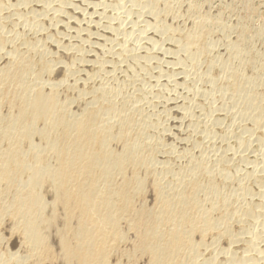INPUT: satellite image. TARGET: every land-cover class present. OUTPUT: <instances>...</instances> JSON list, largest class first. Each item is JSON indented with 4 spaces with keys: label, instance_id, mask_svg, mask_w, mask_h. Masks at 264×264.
<instances>
[{
    "label": "bare ground",
    "instance_id": "obj_1",
    "mask_svg": "<svg viewBox=\"0 0 264 264\" xmlns=\"http://www.w3.org/2000/svg\"><path fill=\"white\" fill-rule=\"evenodd\" d=\"M49 1L0 0V264H122L125 257V262L142 259L141 261H145L143 264H264V191L261 189L264 180L257 177V173L254 175L256 166L247 162L245 154L241 153L247 168L252 166L254 170L250 168L243 172V168L240 171L244 174H239L238 166L235 168V159L227 155L236 144L234 137L232 142L235 144H232L231 149L227 148L229 143L228 146L225 145L229 151L223 148L226 151L220 153L222 147H218L219 152L208 155L202 142L203 134L201 143L196 142L198 139L194 141L196 136L193 137L192 132L198 131L200 128H197L202 123L189 119L190 122L186 120L188 124L185 126L175 127L176 131H167L169 125H166L172 120V115L177 118L174 114L182 113L180 106L185 103L179 106L177 101H182L183 98L178 96L179 100H167L166 95H171L172 92H169L174 84L172 82L169 91L164 94L162 90L165 87L168 90L169 87L163 85L170 80L166 79V75L163 88L161 84H157L162 88L160 91L156 89V83V88L152 85L154 88L151 86V90L146 89L150 88L146 87L147 82L144 86L139 85L141 80L153 75L150 70L152 63L150 68L148 63L155 55V59L159 58V41L168 35V38L165 37L166 44L170 42L177 50L173 48L175 54L171 50L172 54L164 52L165 55H171L169 62L163 58L164 63L168 66L171 64L172 69L177 63L182 74L189 73L190 68L206 64L205 71L201 72V75L204 73L203 77L196 71L195 73L201 79L211 81L213 85L209 87L216 90L220 96L218 98L230 99L231 105L240 107L241 104V117H244L243 121L246 118L245 122L248 120L251 123L253 131L250 128L246 131L247 127L244 130L243 123L240 128L243 127L249 134L260 131V139L264 141V41L260 44L264 37V19L251 5L254 0H240L246 12L244 16L237 17V20L240 17L237 23L232 21L236 23L234 25L226 22L230 17L224 20V10L212 11V0H138L142 1L138 2L142 4L140 8L143 11L140 9V12H145L146 15L143 16L148 18L142 24L147 26L144 27L146 31L149 29L148 33L152 29L157 36H151L155 37L152 41L147 36L152 48L148 46L150 50H144L147 53L141 52V44L137 46V51V47H128L136 40L128 46L123 44L124 40L120 36L121 44H115L119 48L115 53L108 48L113 43L111 46L104 45L107 41L110 44L109 40L117 37L122 28L114 26L113 23L118 20L115 21L114 16H110L112 10L119 5H115L116 0L113 4L115 7L112 6L114 9L110 8V13L106 14L112 20L101 13L104 11L102 6L96 7L103 4L107 9L109 4L107 6L106 3L109 1L53 0L56 3L54 6V3L49 5ZM111 2L110 5L113 3ZM129 2L123 4L128 7L131 3L136 4L135 0ZM121 6L122 4L118 9ZM132 8H126L127 12L124 13L129 10L133 13ZM227 8L230 9L231 6ZM87 11L93 16L90 22L87 19L91 14L87 13L89 16L85 18ZM121 12L123 13V8ZM140 12L137 14L139 18ZM100 13L105 15L106 22L110 21L105 25L101 16L104 26H99L104 30L95 24H101V20L98 19V22L96 17ZM117 14L119 21L127 16L126 14L121 18ZM130 16L128 14L129 18ZM81 19H86L89 23L85 22L89 25H85ZM128 20L129 24L131 20ZM122 22L123 26L125 22ZM25 25L27 26L24 27ZM137 26L135 29L141 30ZM124 27L128 28L127 24ZM146 31L137 34L141 38ZM133 32L132 36L136 39V33ZM128 33L126 31L122 35L129 36ZM99 38H104V41ZM129 40L125 42L130 43ZM142 40L146 41L145 38ZM82 42L88 47L84 48ZM216 43L220 44V48H216ZM144 45L143 49H146L147 45L145 48ZM116 46L112 47L113 50ZM162 49L160 51L163 52ZM152 50H157V53L150 55ZM110 51L114 57L107 59L109 57L105 56ZM119 72L126 74L125 79L118 77ZM142 72L149 76H141ZM158 72L160 70L156 74ZM180 72L167 74L174 81L181 76ZM213 72L218 73L216 78L212 77ZM158 78L156 81H160L161 76ZM127 82L135 86L133 91H126L125 87L122 89L125 84L128 86ZM138 82L140 83L137 84ZM174 83L181 85L178 81ZM175 86L172 87L173 92L177 89ZM185 86H181L182 89H187ZM189 90L190 87L187 94ZM200 94L204 96L202 92ZM197 95L198 93L196 97ZM214 99L210 97L209 103L211 100L214 102ZM225 100L223 105L228 102ZM228 108L220 109H224L222 114L217 110L224 115ZM158 109L165 110L164 114L159 112V118L160 113L162 116L166 114V117H162L164 120L160 119L162 122L156 119L157 112L160 111ZM211 114L214 115L212 111ZM211 114H207L208 117ZM190 117V114L184 115L185 119ZM241 117L239 119L242 120ZM212 118L214 120L216 117ZM175 120L173 121L176 123ZM215 120L217 125L209 122L219 126V121ZM180 121H185L183 116ZM236 121L239 122L238 118ZM172 123L170 127L177 124ZM205 128H211V125ZM204 130L199 131L201 133ZM233 131L229 133L234 135ZM214 133L213 138L220 134H216L217 130ZM238 137L241 143L243 136ZM221 138L226 137L223 138L222 135ZM253 138L257 140L255 136ZM248 140L249 138L247 143ZM262 143L264 142L259 145ZM243 146L245 148L246 145ZM210 147L212 145L209 149ZM248 152L247 157L250 155ZM232 154H236L235 150ZM258 154L262 156L261 153ZM249 160L252 162L251 157ZM262 160L258 159L259 162ZM262 168L264 171V167ZM256 170L259 171L258 168ZM263 171L261 170L262 173ZM255 176L254 180L261 183L258 184L263 192L260 202H254L256 205L249 198L252 188L249 189L244 184L246 179L250 180ZM256 190L255 193H258ZM256 196L257 194L255 198L259 194ZM234 226H237L235 230ZM258 227L262 229L258 230ZM221 239L228 240V247L225 249L219 245ZM238 242L244 243L240 253L233 249L234 245L238 249ZM127 247L131 248V254L129 249L128 252L123 249ZM14 248H17L16 251H13ZM220 251L228 256L223 257L225 260L219 257L223 255ZM127 256L130 257L129 260Z\"/></svg>",
    "mask_w": 264,
    "mask_h": 264
},
{
    "label": "rangeland",
    "instance_id": "obj_2",
    "mask_svg": "<svg viewBox=\"0 0 264 264\" xmlns=\"http://www.w3.org/2000/svg\"><path fill=\"white\" fill-rule=\"evenodd\" d=\"M47 1H49V0H47ZM52 1H53V0H50V1H49V5L53 4L55 0H54L53 2H52ZM56 1H57V0H56ZM56 1H55V2H56ZM105 1H106V2H107V1L111 2V0H105ZM122 1H124V0H121V1L116 0V4H115V3H114L115 0H114V1L112 0L113 3L111 2V3H112L111 5H110L109 2L106 3L107 6H108V4H109V6H108V8H107L108 10L106 9L105 5H103V4L100 5V7L96 5L97 8H101V6H102L101 9L104 10V11H106V12L101 11V13H104V14L106 15V14H109V13H110L111 9H114L113 7H115V6H113V4H115V5L119 4V5L116 6L117 9H116V7H115V9L112 10V12L110 13V16H114V19H113V20H115V21H117V20L119 21V17H118V16L116 17V14H117V13L120 15L121 18L127 14V16L123 17L122 20L120 19L119 22H118V21H117V22L114 21L115 23L112 22L114 26H115V25L118 26L117 28L122 27V28H121L122 30L119 29V30H120V33H118V35H117L118 38H117V37H114V38H116L115 41H116V40H117V41L115 42V41L113 40V39H114V38H113L112 40H109V43H110V44H108V41H107L105 44L102 43V42H101V43L104 44V45H106V46H111V44L113 43V44H112L113 46L108 47V48H109V50H111L112 52H114V51H116V50L119 49V48H117L118 46H116V45L118 44L119 41L121 42V40H124V41H123V44H125V45L128 46V44L130 45V44L133 42V40H136L135 42L132 43L133 45L131 44L133 47H132L131 45L128 46V47L134 49V48H136L138 45L141 44V45H142V46L140 45V46L142 47L141 52L144 51V50H146V51H147V50H150L149 47H148V46H150V43L147 41V39H148V37H150V39H151V41H152V40L155 39V37H157V36H156V33H155V32H152V31H153L152 29L150 30L151 32L148 33L147 31H148L149 29L146 31L145 27H147V26H146V25H143L144 22H145V21H148V20H145V19L147 18V17L145 16L146 14H145V12L142 13L143 10H142V8H140L142 4H141V5L138 4V2H139V3H142V1L135 0V1H136L135 3L138 4V5L135 6V7H134V6H131V5H136V4H132V3H131V4L129 5V7H128L127 4H123V3H125V2L129 4V3H130L129 1L132 2L133 0H128V2H127V0L124 1V2H122ZM213 1H214V0H212V1L210 2V5H211L210 7L212 8V11L217 12V11L220 9L221 12H222V11L224 10V11L222 12V13H223V16H224V14H225V16H224V20L226 21V20H228V19H225V18H227V17L229 18V17H230L229 20L226 21V22H229L230 24L232 23V21L237 23V21L240 20V17L244 16V14H245L244 12H246V8H244L245 6L240 2V0H232V1H231V0H230V1H229V0H228V1H227V0H223V1L215 0L214 2H213ZM236 1H237V2H236ZM45 2H46V0H45ZM50 2H52V3H50ZM118 2H119V3H118ZM223 2H224V4H225V2H226L227 6H226V4H225V7H224ZM228 2H229V3L231 2V3L229 4ZM233 2H234V4H233ZM252 2H253V4H251V5H252L257 11H259L261 17L264 19V4H262V3H264V0H263V1H262V0H261V1H260V0H254V1H252ZM47 3H48V2H47ZM133 3H134V2H133ZM211 3H212V4H211ZM215 3H216V4H215ZM218 3H219V4H218ZM239 3H240V4H239ZM55 4H56V3H54L53 6H54ZM120 4H122L121 7L123 8V13L121 12V11H122V8H121V7H119V9H118V6H120ZM213 4H214V5H213ZM124 5H125V6H124ZM221 5H222V6H221ZM232 5H233V7H232ZM258 5H259V6H258ZM112 6H113V7H112ZM213 6H214V7H213ZM230 6H231L230 9L227 8V7H230ZM103 7H105V9H103ZM125 7H126V8H129V9H131V7H133L132 9H133L135 12L133 11V13H132V10L130 11V10L128 9L130 12L128 11V13L125 14L124 12H125V11L127 12V10H126ZM136 7H137V8H136ZM216 7H218V8H216ZM234 7H235V8H234ZM110 8H111V9H110ZM120 8H121V9H120ZM124 8H125V9H124ZM222 8H223V9H222ZM233 8H234V9H233ZM101 9H99V10H101ZM109 9H110V10H109ZM140 9L142 10L141 12H140ZM213 9H214V10H213ZM215 9H216V10H215ZM226 9H229V10L226 11ZM232 9L234 10V12H233ZM11 10H13V9L11 8L10 11H11ZM117 10H119V12H118ZM120 10H121V11H120ZM220 10H219V11H220ZM243 10H244V11H243ZM79 11H80V10H79ZM115 11H117V12H115ZM230 11L232 12V15H233V16L230 14V13H231ZM235 11H236V12L238 11V13H240V12H241V13L238 14V13H236ZM242 11H243V12H242ZM11 12H12V11H11ZM11 12H10V13H11ZM120 12H121V13H120ZM136 12H137V13H136ZM139 12H140V18H139L138 15H137V14H139ZM87 13L89 14V11H87V12L85 13V16H86L85 18H87V17L91 14V16H89L91 19H90V18L87 19V20H89V22H90V21L92 20V17H93V16H92V13H90L89 15H87ZM101 13H100V15H96V17H97V21L100 22V20H101V22H100L101 24H99V23H95V22H94V23H95L96 25H98V26L101 25V26L103 27V26H104V24H103L104 21H105V25H107V24L110 22L109 20H110V19L112 20V17H109V15H108V16L106 15V17H108V19H109V20L106 22L107 19H106L105 15L103 16ZM259 13H258V15H259ZM118 14H117V15H118ZM122 14H123V15H122ZM128 14H131L132 17L130 16V18H129V17H128ZM133 14H135L136 16L134 17ZM141 14H142V16H141ZM143 14H145V15L143 16ZM229 14H230V15H229ZM234 14H235V15L237 14V16H235ZM242 14H243V15H242ZM226 15H229V16H226ZM260 15H259V16H260ZM101 16H103L102 19H103L104 21H102ZM238 16H240V17H239L238 20H237V17H238ZM104 17H105V18H104ZM127 17H128V18H127ZM137 17H138V18H137ZM142 17H143V19H141ZM124 18H125V20H124ZM132 18H133L135 21H134ZM258 18H259V17H258ZM98 19H100V20H98ZM126 19H127V20L129 19L128 21L131 20L130 23H132V24H130V23L128 24V22H127ZM139 19H141V20L143 21V22H142V21L140 20V21H141V24L143 23V24H142L143 27L141 26ZM147 19H148V18H147ZM231 19H232V20H231ZM235 19H236V20H235ZM81 20H83V19H81ZM85 20H86V19L83 20L84 22L82 21L84 24H85L86 22H88L87 20H86V22H85ZM136 20H137V21H136ZM122 21H123V22H122ZM132 21H134V22H136V23H134V22H132ZM89 22H88V23H89ZM120 22H122V24H123L124 22H125V23L127 22L126 24H127L128 28H127V27H126V28L124 27V26L126 25L125 23H124V25L122 26ZM138 22H139V23H138ZM88 23H86L85 25H89ZM145 23H146V22H145ZM236 23H232V24L234 25V24H236ZM102 24H103V25H102ZM117 24H119V25H117ZM133 24H135L134 27H133ZM138 24H140V26H139ZM91 25H94V24H91ZM129 25H131V26H129ZM137 25H138L139 27H138ZM26 26H27V25H25L24 27H26ZM119 26H120V27H119ZM135 26H137V29H138V30H139V29H141V30L137 31V30L135 29V28H136ZM144 26H145V27H144ZM99 27H100V26H99ZM99 27L97 28L98 30H100ZM102 27H100V28L104 30V28H102ZM123 27H124V29H123ZM132 28H133V29H132ZM142 28H144L145 30H144V29L142 30ZM131 29H132V30H131ZM123 30L125 31V33H126V31H128V32H129L128 35H129L130 37H129V36H124V35H122V34H125V33H123V32H124ZM130 30H131V31H130ZM133 30L136 31V32H133ZM100 31H102V30H100ZM140 31H142V32H143V31H144V32L146 31V33H145V34H146V37H144V36H145V34H144V36L141 35V38H140V35L137 34L138 32L140 33ZM71 32H73V30H71ZM131 32H133V34L136 33V34L134 35V36H136V39H135V37L132 36V33H131ZM147 33H148V34H147ZM153 33H154L155 35H154ZM140 34H141V33H140ZM126 35H127V34H126ZM138 35H139V36H138ZM148 35H149V36H148ZM119 36H120L121 40H119V39H120ZM121 36H122V37H121ZM147 36H148V37H147ZM151 36H155V37H151ZM123 37H124V39H123ZM125 37H129V38H128V39H127V38L125 39ZM132 37H133L134 39H133ZM137 37H139V39H138ZM165 37L168 38V35L163 37V38H164V41L167 40ZM131 38H132V39H131ZM144 38L146 39V41H145V40H142V41H144V42H142L141 39H144ZM152 38H153V39H152ZM163 38H162V39H163ZM99 39H101L102 41H104V38H99ZM129 39H130V40H129ZM156 39H157V38H156ZM162 39H160L161 41H159L160 44H161L162 42H164ZM261 39H262V40H261ZM261 39H260V40H261L260 44L262 45V43H263V41H264V37L261 38ZM125 40H129L130 43H129V42H125ZM260 40H259V41H260ZM105 41H106V40H105ZM137 41H138V44H137ZM140 41H141V42H140ZM15 42H17V41H15ZM120 42H119V43H120ZM124 42H125V43H124ZM139 42H140V43H139ZM147 42H148V44H146ZM126 43H127V44H126ZM159 43H158V44H159ZM167 43H168V42H167ZM86 44H87V43H86ZM115 44H116V45H115ZM120 44H121V43H120ZM134 44H135V45H134ZM144 44H145V45H144ZM158 44H157V45H158ZM160 44H159V46H158V47H160V48H159V49L156 48V49L159 51V53L156 52L157 50H156L155 52H154V50H152V51L149 52L150 55H152V54L154 55V54L157 53V54H158L157 56H158L159 58L162 57V58H160V59L157 58V59H158V60H157V59H155V58H156V57H155L156 55H155L154 58H152L153 60L151 59V61L148 63V67H149V65H150L151 63H152V64H151V65H152V68L154 67L153 70H152V68L149 67L150 70H151V72L153 73V75H155V76H154V79H153V75H152V74H151V78H150V77H148L149 75L147 76V73H146V75H145V73L142 72L141 76H143V77H144V76L148 77V78L145 77L148 81H145L146 79H143V77L140 76L143 80H141V78H140V80H141V84H139L140 82H138L137 84H139V85H142V84H143V86H144V85H146V82H147L146 87H150V88H149V89L146 88V87H145V88H146L147 90H151V86H152V85L154 86L155 83H156V85L159 83V84H161V86H162L163 84L166 83L167 85L165 84V85H163V86H164V87H165V86H168L169 88H168V90H166L167 87H165L166 89L164 88L162 91H164V94H167V92L169 91L170 87L172 86V82H173L174 85H173L172 87H174V86L176 85L175 88H177V89H175V88H174V89H175V91L177 90V91H176L177 93H176L175 91L173 92V91H172L173 89H172V87H171L169 93H171V92H172V93H171V95H169V94L166 95V96H167V100H168V98H172V99H177V100H179L178 97H179V98L181 97V98H183V99H186V100H183V99H182V101L180 100L181 102L176 100L177 102H179V104H178L177 102L175 103L176 105L178 104L179 106H180L181 103H185L183 106H182V104H181L182 107L180 106V108H182V111H181V109H180V111H181L182 113H179L180 115L183 116V121L185 120V121H184L185 123L182 122V121H180V117H181V119H182V116H180L179 114L177 115V114L175 113L174 115L177 116V118H178V117H179V118L177 119V118H175V117L172 115V117H171L172 120L169 122V124L166 125L167 127H168V125H169L167 131L169 132V129H171L172 131H173V130L176 131L177 129H175V127L177 128L178 125H179V126H183V125L185 126V124H188L187 122H188V121L190 122V120H191V121H196V122L202 123V124H200L201 126L199 125V127L197 128V130H198L199 128H200L201 130H204V129L207 130V129H208L210 132H212V134H211L208 130H207V131H208L209 133H208L207 131L205 132V130H204L203 132L201 131V133H200V131H199L200 129H199L198 131H192V132L194 133L193 137L196 136V137L194 138V141H196L195 139H198V140L200 139L199 141L197 140L196 142H201V141H202V138H203V140H204V141H202V142H203V145L205 146L206 150L208 151V155L210 154V156L213 155L212 152H214V153L219 152V151H220V150H219L220 147H222V148H220V149H221L220 153L223 152V150H225V149H223V148H226V146H228V143H229V147H227V148H230V147L232 146V144L234 143V141L232 142L233 137H234V139H235V141H236V144L234 143L235 146H234V144H233V146H234L235 149H234V148H233V149L230 148L232 151L230 150V152H228L229 154H227V155H229L231 158L235 159V161L237 162V163L235 162V165H236V166L234 165L235 168L238 166V167H237L238 169L236 168V169L238 170V172L240 171V169L243 170V168H244V170H243V172H244L245 170H248V169H250V168H251L250 170H254L253 167H252V166L254 165V167L256 166V168H255V172H254V175H255V173H257L256 176L259 177V178L262 177V179L264 180V176L261 175V174L264 175V173L261 172V170L263 171V168H262V167H264V164H263V161H264V158H263V156H264V155H263V154H264V151H263V150H264V145H263V144H264V143H262L261 145H259L261 142H264V141H262V139H260V138H262V133H261L260 131H257V130H256L257 133H256V132H253V133L250 132V134H251V135H250L249 132H246V131H249L248 128H250V131H253V126L251 125V123H250L248 120H247V122H245V121H246V118H245V121H243V120H244V117H241V116H243V115L241 114V112H242L241 110H243V109H242L243 106H241V104H240V107H241V109H240L239 105H236V104H235V105H231L230 103H232V102H230V99L225 98V99L229 102V103H228V102H226L225 99L218 98V97H220V96H219V94L216 92V90L213 91V90H212V89H213L212 86L209 87L210 85H213L212 83H210L211 81H210V80L208 81L207 78H206V81H208V84H209V85H208V84H206L207 82L205 81L204 78L201 79V77H203V75H204V73H203V75H201V72H202V71H203V72L205 71V69H206V66H205V65H206V64L204 65L205 67H204L203 65H202L203 67H202V66H199V68L202 67L201 69H199L198 67H197L198 69H197V68H190V69H188V70H190V71H189V73H187V74H189V75L191 76V78H193V79H191L189 75L187 76L186 72L183 73V74H184V75L186 74L187 77L184 76V75L182 74V72L179 71V70L182 71V69H181L179 66H177V63H176V64L173 63L175 66L172 65L173 68H174V67H175V68L177 67V69H175V68L172 69L171 64H169V66H168V64H167L166 62L164 63V60H165V61L168 60L167 62L170 61L169 58H170L171 55H170V54H169L170 56H169L168 54L165 55L164 52H166V53L170 52V53H171V51H172V53L175 54L174 52H175V50H177V49H176L177 47H175V45L171 46L170 42L168 43V44H170V45L166 44V41H165V43H164L165 46H164L163 43H162L161 46H160ZM217 44H218V45H217ZM82 45H83V47H84V46H85V47H88V45H87V46L85 45V42H84V43L82 42ZM143 45H144V48L146 47V45H147L148 48L146 47V49H143ZM166 45H167V46H166ZM263 45H264V43H263ZM114 46H116V47H115L114 50H113L112 47H114ZM127 46H125V47H127ZM162 46H163V49H164V50L161 48ZM168 46H169V48H168ZM219 46H220V44H219V43H216V48H217V47L220 48ZM85 47H84V48H85ZM138 47H139V46H138ZM138 47L135 49V51H137V50L139 49ZM141 47H140V48H141ZM166 47H167V50H168V51H167V50L165 51V48H166ZM110 48H111V49H110ZM150 48H151V46H150ZM173 48H174L175 50H174ZM151 49H152V48H151ZM160 49H162L163 52L160 51ZM170 50H171V51H170ZM111 51H110V53H108V56H107V54H106L105 57H109V58H107V59H110V58L112 59V58L114 57V56L111 55ZM146 51H144V52H142V53H147L148 51H147V52H146ZM114 53H115V52H114ZM114 53H112V54H114ZM151 53H152V54H151ZM161 53H162V54L164 53L163 56H164V55H165V56H164V57L161 56V55H162ZM172 53H171V54H172ZM160 54H161V55H160ZM109 55H110V56H109ZM111 56H112V57H111ZM167 56H168V57H167ZM210 57H211V56H210ZM212 57H213V56H212ZM163 58H164V60H163ZM154 59H155V60H154ZM152 61H153V62H152ZM172 61H176V60H171V62H172ZM154 62H158V63H160V64L162 63V65H163V63H164V65H165V64H167V65H165V66L163 65V66H162V65H160V64H158V63H154ZM171 62H170V63H171ZM153 63H154V64H153ZM158 66L163 67L164 69L161 70L162 68L159 69ZM155 67H158V69L160 70V72H158V74L160 73L159 75L156 74L157 71H159V70L156 69ZM165 67H166V68L168 67V68L165 69ZM178 67H179V68H178ZM170 68H171L172 70H171ZM204 68H205V69H204ZM191 69H192V70L194 69V71H192ZM195 69H196V70H195ZM202 69H204V70H202ZM154 70H155V71H154ZM156 70H157V71H156ZM165 70H167V72H164ZM170 70H171V71H170ZM175 70H176V71H175ZM177 70H178V71H177ZM198 70H199L200 72H199ZM153 71H154L155 73H154ZM195 71H196L197 73H199V74L201 75V77H200V75L196 74ZM161 72H162V73L164 72L165 74H164V73L162 74ZM169 72H170V73H169ZM171 72H172V73H173V72H180L181 76H184V77H181V76L179 77L178 74L175 73V75H177L178 77H177V79L174 78V79H176V80L172 79V80H174V81H178L181 85H179V84H177V83L175 84L174 81H171V75L169 76V74H172ZM183 72H184V71H183ZM190 72H191V73H190ZM193 72H194V73H193ZM90 73H91V72H90ZM121 73H122V75H123L124 77L121 75ZM121 73H120V72L118 73V74H119L118 77H119L120 79H123V78L125 79V75H126V74H125L124 72H121ZM123 73H124V74H123ZM167 73H169V74H167ZM192 73H193V76H194V77H192ZM216 73H217V72H213V73H212V77H215V78H216V76L218 75V73H217V74H216ZM213 74H214V75H213ZM156 75H157V76H156ZM162 75H163V76H162ZM165 75L168 77V78H166L167 80L170 79V80H168L169 82L166 81V79H165V77H164ZM159 76H161V78H160V81H161V82H160V81H156V79L159 80V78H158ZM195 76H196V77H195ZM198 76H199V78H198ZM156 77H157V78H156ZM162 77H163V80L165 79L164 81L162 80ZM169 77H170V78H169ZM188 77H189V78H188ZM185 78H186V79H185ZM187 78H188V79H187ZM194 78H195V79L198 78V79L195 80ZM149 79H150L152 82L149 81ZM180 79H181V80H180ZM189 79H190V80H189ZM200 79H201V80H200ZM126 80H127V79H126ZM184 80H185V81H184ZM187 80H188V81H187ZM193 80H194V82H193ZM203 80L205 81V83H204ZM142 81H144V83H142ZM154 81H155V82H154ZM165 81H166V82H165ZM170 81H171V83H170ZM181 81H182V82H181ZM149 82H151L152 84L150 83V84L148 85ZM153 82H154V84H153ZM163 82H165V83H163ZM189 82H190V83H189ZM191 82H192L193 85L191 84ZM183 83H185V85H186V83H187V85H186V86H187V89H182L181 86H185V85H183ZM200 83H201V84H200ZM203 83L206 84V85H204ZM137 84H135V85H137ZM194 84H195V85H194ZM196 84L198 85V87H197ZM127 85H128L130 88L127 86V87H128V89H127L126 84H125V85L123 86L122 89H124V87H125L124 90H126V91H131V90L133 91V90H134L135 86H133V85H132V86L129 85L128 82H127ZM156 85H155V86H156ZM169 85H170V86H169ZM177 85H178V87H177ZM190 85H192L193 88H192V86H190ZM200 85H201V86H200ZM153 86H152V88L155 87V86H154V87H153ZM161 86L157 85V86H156L157 88H156V87H155V88L159 90V89H162V88H163V86H162V88H161ZM186 86H185V88H186ZM195 86H196V87H195ZM205 86H207L208 89H207V87H205ZM133 87H134V88H133ZM179 87H180V88H179ZM189 87H190L189 94H187V93H188L187 90L189 89ZM132 88H133V89H132ZM183 88H184V87H183ZM195 88H196V89H195ZM129 89H130V90H129ZM180 89H182V90H180ZM192 89H193V90H192ZM194 89H195L196 93H195ZM202 89H203V90H202ZM205 89H207V90H205ZM209 89H210L211 91H210ZM178 90H179V91H178ZM183 90H184V92H183ZM191 90H192V91H191ZM197 90H198L199 92H198ZM200 90H201V91H200ZM208 90H209V91H208ZM159 91H160V90H159ZM166 91H167V92H166ZM204 91H206V92L208 91V92H207L208 94H209L210 92H211V93L208 95V94H207L206 92H204ZM165 92H166V93H165ZM180 92H182V94H181ZM201 92H202V94H204V96H202V95L200 94ZM203 92H204V93H203ZM212 92H214L213 94H215V95H213ZM179 93H180V94H179ZM193 93H194L195 95H194ZM197 93H198V95L200 94L199 96L197 95L198 99H197V97H196V94H197ZM205 93H206V96H205ZM216 93H217V94H216ZM172 94H174V95L176 94L175 96H176V97L178 96V97L176 98V97H175L174 95H172ZM190 94H191V95H190ZM211 94H212V95H211ZM184 95H185V96H184ZM207 95H208L209 98L207 97ZM210 95H211V96H210ZM169 96H172V97H169ZM173 96H174V97H173ZM182 96H183V97H182ZM189 96H190V97H189ZM192 96H194V97H192ZM217 96H218V97H217ZM185 97H187L188 99L185 98ZM199 97H200L201 99H200ZM202 97H204L205 99L203 100ZM210 97H211L212 100H213V97H214L216 100H218V101H216V100L214 99V100H215L214 102H219V101H220L219 104L217 103L219 106H218L217 104H215L212 100H211L210 103H209ZM181 98H180V99H181ZM206 98H208L207 102L205 101ZM189 99H191V101H190ZM193 99H194V100H193ZM220 99H221V100H220ZM167 100H166V101H167ZM195 100H196V101H195ZM202 100H203V101H202ZM223 100H225V102H226L227 105L229 104V105H228L229 108L227 107V105H226L225 103H224L225 105L222 104V103H223ZM183 101H185V102H183ZM190 102H191V103H190ZM205 102H206V103H205ZM211 102H212V104H211ZM189 103H190V105H189ZM207 103H208V104H207ZM187 104L189 105V108H190L191 110L188 108V105H187ZM198 104H199V105H198ZM203 104L206 105V106H205L206 109L209 108V109L212 111V113H214V115L211 114V111H208L209 109L206 110ZM209 104H210V105H209ZM220 104H221V105H220ZM233 104H234V103H233ZM202 105H203V106H202ZM208 105H209L210 107L212 106V108H210ZM213 105H214V106H213ZM230 105L233 106L234 109H233ZM184 106H185V107H184ZM200 106H201V107H200ZM207 106H208V108H207ZM215 106H217L218 108L216 107V109H215ZM222 106H223V107H222ZM225 106H226V107H225ZM236 106H237V107H236ZM183 107H184V108H183ZM186 107H187V108H186ZM199 107H200V108H199ZM203 107H204V108H203ZM213 107H214V108H213ZM235 107H236V108H235ZM238 107H239V109H238ZM222 108H225V109L228 108V110H227V111L225 110L224 113L226 112V114H228V113H227L228 111H229L230 113H229L228 115H226V114L221 115V114L223 113V110H224V109L221 110V111H222V113H221L220 109H222ZM183 109H185V111H184ZM186 109H187V110H186ZM192 109H193V110H192ZM197 109H198V110H197ZM200 109H203V111L200 110ZM213 109H214V110H213ZM217 109L220 111L221 114L218 113V110H217ZM231 109H232L233 111H232ZM235 109H236V111H237L238 114L236 113ZM237 109H238L240 112H239ZM158 110H160V109H158ZM215 110H216V111H215ZM164 111H165V110H163V109L160 110V111H158V112H157V118H156V117H155V118H156L157 120H160V119H163V120H164V118H162V117H163V116L166 117V114L163 115V116L161 115V113H162V114L165 113ZM180 111H179V112H180ZM183 111L186 112V113L184 114ZM193 111H195V112H193ZM213 111H214V112H213ZM231 111H232V112L235 111V112L232 113ZM159 112H161V113H160V118H159ZM187 112H188V113H187ZM200 112H202V113H200ZM209 112H210V113H209ZM215 112H217V115H216ZM192 113H193V114H192ZM198 113L201 114V116H200ZM231 113H232V114H231ZM235 113H236V115H235ZM183 114H184V115H188V114H190L191 117L185 119ZM202 114H203V116H202ZM207 114H208V115L211 114V116H209V117H211V118H209ZM219 114H220V115H219ZM240 114H241V115H240ZM234 115L238 118V121H239V122L236 121L237 118L235 119V116H234ZM194 116H195V117H194ZM197 116H198V117L200 116V118H197ZM219 116H220L221 118L224 116L225 118L223 117V118H222L223 120H222ZM229 116H230V117H229ZM231 116H232V117H231ZM238 116H239V117H238ZM202 117H203V118H206V117H207V118H206V119H203ZM212 117H216V118H215L216 120H218V118L221 119V120H220V119L218 120V121H219V126H221V128H217V127H219V126H215V125L218 124V122H217L215 119H214V120H215L216 122H214V120H212V119H213ZM217 117H218V118H217ZM228 117H229V118H228ZM240 117L243 118V119H242V120L239 119ZM155 118H154V119H155ZM173 118H175V119H177V120H175V119H173ZM191 118H192L193 120H192ZM208 118H209L210 120H209ZM156 119H155V120H156ZM189 119H190V120H189ZM198 119H200V120H198ZM201 119H202L203 121H202ZM207 119H208V121H207ZM224 119H225V120H224ZM226 119H227V120H226ZM229 119H230V120H229ZM173 120H175L177 124H176ZM186 120H187V122H186ZM204 120H205V122H204ZM240 120H241L242 122H241ZM160 121L162 122V120H160ZM177 121H178V122H177ZM209 121H211L212 123L214 122L213 124H215V123H216V124H215V125H212L211 122H209ZM220 121H221L223 124L220 123ZM230 121H231V122H230ZM233 121H234V122H233ZM171 122H173V123L176 124V125H174V127H173V126L170 127V126H171V125H170ZM180 122H182V123H180ZM203 122H204V123H203ZM206 122H207V124L205 125ZM208 122H209V125H208ZM232 122H233V123H232ZM235 122H236L238 125L235 124ZM173 123H172V124H173ZM242 123H243V127H244L245 129H244L243 127L240 128V126H242V125H240V124H242ZM180 124H181V125H180ZM221 124H222V125H221ZM246 124H247V125H246ZM210 125H211V128H212V129H211V128H207V129L205 128V126H208V127H209ZM245 125H246V126H245ZM213 126L216 127V128H214ZM222 126H223V127H222ZM226 126H227V127H226ZM251 126H252V127H251ZM203 127H204V128H203ZM246 127H247V130H246ZM165 128H166V127H165ZM227 128H228V129H227ZM236 128H237V129H236ZM213 129H216V130H217V133H216V134L220 133V134H218V136H215V138H213V137H214L213 135H215L214 131L216 132V130H213ZM221 129H222L223 131H222ZM235 129H236V130H239V129L243 130V129H244V130H246V131L243 130V131L241 132V130L236 131ZM171 130H170V131H171ZM219 130H220V131H219ZM226 130H227L228 132H227ZM233 130H235L236 133H235ZM172 131H171V133H172ZM230 131H233L235 136L233 135V133L230 134V133H229ZM197 132H198V133H197ZM204 132L207 133V135H206ZM223 132H224V133H223ZM226 132H227L228 134H226ZM237 132H238V133L240 132L241 135H240V134H237ZM169 133H170V132H169ZM195 133H196L197 135H196ZM199 133H200V134H199ZM222 133H223V134H222ZM244 133L246 134L245 136H244ZM259 133H261V134L259 135ZM198 134H199L200 136H199ZM202 134H203V135H202ZM208 134H209L210 136H208ZM224 134H225V135H224ZM236 134H237L238 136H243V137L241 138L242 141L245 139V140H244L245 142H244V141L242 142V141L240 140L241 143H242V146H241V145L239 146V144H241V143H239V139H240V137L236 136ZM247 134H248L249 136H252V137H249ZM253 134H254V135H253ZM255 134H257V135H255ZM201 135H202L203 137H202ZM205 135H206V136H205ZM219 135H221V136L223 135V138L226 137V138H227V141L225 140L226 138L222 139L221 136H219ZM226 135H227L228 137H227ZM229 135H230V136H229ZM246 136H247V137H246ZM253 136H255V139L257 138L258 142H257V140H254ZM201 137H202V138H201ZM204 137H206V138H204ZM207 137H208V140H209V141L206 140ZM210 137H211L212 139H211ZM230 137H232V138H230ZM237 137H238V138H237ZM245 137H246V138H245ZM258 137H259V139H258ZM209 138H210V139H209ZM228 138H230V139H228ZM236 138H237L238 140H237ZM248 138H249V140H250V138H251V140H250V141H251V142H250L251 145L249 144V140H248V143H247V139H248ZM252 138H253V139H252ZM213 139H214V142H212ZM219 139H220L221 141H220ZM210 140H211V141H210ZM215 140H216V141H215ZM228 140H229V141H228ZM252 140H254V142H253ZM222 141H223L224 143L221 144ZM237 141H238V142H237ZM255 141H256V143H255ZM260 141H261V142H260ZM202 142H201V143H202ZM207 142H208V143H207ZM215 142H217V143H215ZM225 142H226V144H225ZM259 142H260V143H259ZM210 143H211V144H210ZM213 143H214L215 145H214ZM244 143H246V144H244ZM254 143H255V144H254ZM257 143H258V144H257ZM216 144H217V145H216ZM220 144H221V145H220ZM248 144H249V145H248ZM256 144H257L258 146H257ZM211 145H212V147H210V149H209V146H211ZM213 145H214V146H213ZM225 145H226V146H225ZM237 145H238V146H237ZM243 145H246L245 148H243V147H244ZM252 145H253V146H252ZM255 145H256V146H255ZM207 146H208V148H207ZM215 146H217V147H215ZM223 146H224V147H223ZM233 146H232V147H233ZM250 146H251V147H250ZM214 147H215V148H214ZM218 147H219V148H218ZM237 147H241V148H243L244 150H245L247 147H248V148H247V150H246L245 152H242L243 149H241V148H240V149H239V148L237 149ZM255 147H256V148H255ZM259 147H260V148L263 147V148L260 149ZM227 148H226V149H227ZM252 148H254V149H252ZM211 149H213V150H211ZM216 149H217V150H216ZM258 149H259L260 151H259ZM262 149H263V150H262ZM210 150H211V152H209ZM214 150H215V151H214ZM233 150H235V153H236L234 156H233L234 153L232 154ZM251 150H252V151H251ZM253 150H254V151H253ZM256 150H257V152H256ZM225 151H226V150H225ZM225 151H224V152H225ZM227 151H229V150L227 149ZM248 151H249V152H248ZM262 151H263V152H262ZM239 152H240V153H239ZM246 152H248V154L250 153V155H248L249 157L246 156V155H247ZM252 152H253L256 156H255V155L253 156V153H252ZM237 153H239V155L241 156V158H240V156H239ZM241 153H242L243 155L245 154V155H244V159L247 158V159H246L247 162L249 161L250 163H252V166H248V168H247V164L244 163V162H246V160L243 159V156H242ZM258 153H261L262 156H260V154H258ZM251 154H252V155H251ZM231 155H232L233 157H232ZM236 155L239 156V157H236ZM257 155H258L259 157H258ZM245 156H246V157H245ZM250 157H251L252 162L249 160ZM248 158H249V159H248ZM241 159H243V160H241ZM255 159L257 160V162H256ZM258 159H259V160H262V159H263V160H262V162H261V161L259 162ZM240 160H241V161H240ZM254 160H255V162H254ZM238 161L241 162V163H242V161H243V163L246 164V166H244L243 163H242V165H241V163H239ZM253 162H254V164H253ZM238 163H239V164H238ZM256 163H257V164H256ZM258 163H260L261 165H260V164L258 165ZM255 164H256V165H255ZM239 165H240V167H239ZM248 165H249V164H248ZM250 165H251V164H250ZM257 165H258V166H257ZM241 166H242V168H241ZM257 168L259 169V171H260L261 174L259 173V171L256 170ZM260 168H262V169H260ZM242 170L239 172V174H242V175H243L244 173H242ZM263 172H264V171H263ZM258 173H259V175H258ZM260 175H261V176H260ZM256 176L250 178V180L246 179L245 182H244V184L246 183L245 186L248 185L247 187H248V188L250 187L249 189L252 188V190H251V194H250V195H251V196H254V197H251V196H250L249 198H250V199L252 198V203L256 202V204H257V203L260 202V199H262V198H260V197H261L262 194H263L262 191H264V187H263V186H264V181H263V183H262V188H261L262 191H261V189L259 188V187H260L259 184L261 185V183L256 182V180H254V179H256ZM252 179H253V180H252ZM247 181H248V182L251 181V182L247 183ZM253 181H254V183L256 184V185L254 184L255 187H254V185H253ZM258 183H259V184H258ZM257 184H258V187H257L258 190H256V186H257ZM250 185H253V186H250ZM253 188H254V190H253ZM255 190H256L258 193H255ZM252 191H253V193H255V195L257 194V196H258V194H259L258 197L256 196L258 199L255 198V195L252 193ZM260 191H261V192H260ZM254 204H255V203H254ZM256 204H255V205H256ZM236 227H237V226H236ZM236 227L234 226V230L236 229ZM238 229H239V228H237V230H238ZM260 229H262V228L258 227V230H260ZM237 230H236V232H237ZM224 240H225V241H224ZM224 240L221 239L222 242L220 241V243H219V245H221L220 247L223 248V249H225L226 247H228V240H227V239H224ZM226 240H227V241H226ZM223 242H224V243H223ZM221 243L224 244V247H222L223 245H222ZM225 243H226V246H225ZM238 243H239L240 245H239ZM238 243H236L238 249L235 247V245L233 246V249H234V251L237 250V251H239V253H240V251H243L244 243H243V242H241V243L238 242ZM240 247H241L242 249H240ZM235 248H236V249H235ZM16 249H17V248H14L13 251H16ZM123 249H126L125 251H127V252H128V249H129V254L132 253L131 248H129V247H127V248H123ZM239 249H240V250H239ZM130 251H131V252H130ZM127 252H126V253H127ZM219 253H222V252L220 251ZM222 254H223V255H220V254H219V255H220L219 257H220V258L222 257L221 259H224V258L228 257L226 254H224V253H222ZM128 256H129V255H128ZM128 256H127V258H128L127 260H129V258H130V257H128ZM223 257H224V258H223ZM124 260L126 261V257L123 258L122 264H126V263H127V264H130V263L133 264V263L137 262V260H138V262H137L136 264H143V262L145 263L144 260L141 261L142 259H140V260L137 259L136 261H135L134 259H133V260L131 259V260L128 261V262H125ZM224 260H225V259H224ZM139 261H141L142 263L139 262ZM132 262H133V263H132ZM223 262H225V261H223ZM228 264H229V263H228Z\"/></svg>",
    "mask_w": 264,
    "mask_h": 264
}]
</instances>
